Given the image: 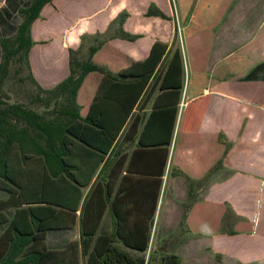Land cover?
<instances>
[{
    "label": "crops",
    "instance_id": "0c3cea01",
    "mask_svg": "<svg viewBox=\"0 0 264 264\" xmlns=\"http://www.w3.org/2000/svg\"><path fill=\"white\" fill-rule=\"evenodd\" d=\"M28 3L0 0V39L13 35ZM29 33L28 64L43 90L69 75V50L84 59L97 47L91 63L116 75L143 61L153 43L166 46L73 217L53 207L63 221L46 233L45 249L75 243L70 264H87L100 237L102 256L109 246L145 260L173 255L179 264H264V0H50ZM175 49L182 73L169 86L180 85L177 96L159 90ZM109 82L95 71L84 76L75 95L79 117ZM189 184L193 202L181 224ZM7 196L0 190V200ZM139 228L148 230L143 252L116 233ZM88 231L95 232L87 243Z\"/></svg>",
    "mask_w": 264,
    "mask_h": 264
},
{
    "label": "trees",
    "instance_id": "16d2710c",
    "mask_svg": "<svg viewBox=\"0 0 264 264\" xmlns=\"http://www.w3.org/2000/svg\"><path fill=\"white\" fill-rule=\"evenodd\" d=\"M49 1L29 0L28 5L18 10L20 23L13 35L0 39V88L9 72L11 60L15 58L14 62L24 63L27 79L36 90L29 105L35 102L44 106V111L38 113L23 103L6 104L0 101V190L8 195L6 200H0V224H3L0 264H70L75 243H69L61 251L47 250L43 245L46 233L60 227V221H63L53 207L67 209L73 217V212L80 205L82 188L89 182L97 164L103 161L166 48L161 43H153L143 61L131 64L116 75L91 63V55L97 47L90 48L84 59L69 50V75L53 88L43 90L34 81L28 64V51L32 45L29 28L42 6ZM147 14L158 15L150 9ZM120 36L127 40L132 38L121 32ZM136 66L140 67L139 71L135 70ZM94 71L110 82L100 99L92 103L86 116L81 118L75 103L76 91L84 76ZM181 73L180 53L175 49L166 64L159 90H174L171 93L177 96L180 85L170 87L169 81L174 76L179 80ZM132 75L135 76L134 83L125 82L124 79ZM125 103L129 106L119 118V109ZM171 111L173 113L174 109ZM152 114L153 111L149 119ZM219 142L226 150L222 136H219ZM74 160H78L77 165ZM220 163L219 159L217 165ZM190 191L189 184L181 224L193 202ZM8 208H14L9 219L3 215ZM225 215L226 211L222 221ZM83 232L79 231L80 240ZM94 232L85 233L87 243ZM116 233L123 245L138 252L146 249L147 229ZM99 239L95 240L87 264H179V259L173 255L162 254L152 263V254L146 260L141 256L133 258L109 246L102 256L96 248ZM64 250L71 253L65 256Z\"/></svg>",
    "mask_w": 264,
    "mask_h": 264
},
{
    "label": "rangeland",
    "instance_id": "374dc122",
    "mask_svg": "<svg viewBox=\"0 0 264 264\" xmlns=\"http://www.w3.org/2000/svg\"><path fill=\"white\" fill-rule=\"evenodd\" d=\"M11 61L12 62L9 65V72L3 80L0 88V101L6 104L23 103L28 107H31L36 112L41 113L44 111L43 105L35 102L29 105L30 100L33 99L34 93H36V90L27 79V71L24 63L22 61L14 62L16 61L15 58ZM50 106L51 104L48 107ZM72 238H74V235ZM151 262H155L154 256L152 257Z\"/></svg>",
    "mask_w": 264,
    "mask_h": 264
}]
</instances>
